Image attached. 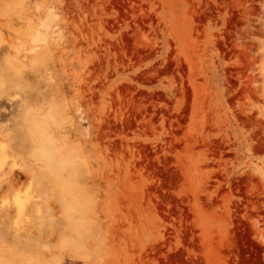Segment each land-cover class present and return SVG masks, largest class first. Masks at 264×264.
I'll return each instance as SVG.
<instances>
[{
	"label": "rangeland",
	"instance_id": "obj_1",
	"mask_svg": "<svg viewBox=\"0 0 264 264\" xmlns=\"http://www.w3.org/2000/svg\"><path fill=\"white\" fill-rule=\"evenodd\" d=\"M4 158L0 264H264V0H0Z\"/></svg>",
	"mask_w": 264,
	"mask_h": 264
},
{
	"label": "bare ground",
	"instance_id": "obj_2",
	"mask_svg": "<svg viewBox=\"0 0 264 264\" xmlns=\"http://www.w3.org/2000/svg\"><path fill=\"white\" fill-rule=\"evenodd\" d=\"M40 34V33H39ZM42 34V33H41ZM37 36H38V33H37ZM36 37V36H35ZM40 39V38H38ZM42 60V59H41ZM32 132L34 131V126L31 127ZM47 153L49 155H51V157L48 155V157H50V161H45L46 162V165L48 166L49 168V174L47 176V178L54 182V184H57V185H62L63 186V177L60 176V172L61 171H64L65 167H66V160H67V156L66 157H62V158H58V159H54L53 158V155L50 154L48 151ZM3 156V155H2ZM7 157V156H6ZM8 158V157H7ZM7 158H4L5 160ZM15 159V158H14ZM61 159V160H60ZM2 162H3V159H2ZM0 162V171L3 173V174H10L13 172V168L15 167H20L21 169L23 168L19 163L18 161H12L11 163H7V160L2 163ZM50 162H54V164L50 163ZM42 167H44L42 165ZM1 176V175H0ZM15 176V175H14ZM31 199V196L29 195V192H25V193H22V192H14V197H13V205L15 207V209L18 211V212H22L29 200ZM5 202V201H2V203ZM7 202V200H6Z\"/></svg>",
	"mask_w": 264,
	"mask_h": 264
},
{
	"label": "snow or ice",
	"instance_id": "obj_3",
	"mask_svg": "<svg viewBox=\"0 0 264 264\" xmlns=\"http://www.w3.org/2000/svg\"><path fill=\"white\" fill-rule=\"evenodd\" d=\"M38 85L34 88H32V91H36V88ZM17 102H19V98H17ZM32 112V109L30 107H27L25 109V115H30ZM11 123L13 124L17 137L21 141L22 144H28L30 143V136H29V129L25 128L22 123H17L16 120H12ZM37 130L39 132V135L43 137L46 135L47 128L46 126L42 124L37 125ZM33 158L37 159L38 161L40 160H46L48 158V153L41 150V149H36L32 153ZM42 179H45L42 177ZM0 243L4 244L5 246L7 245H13L15 247H19L21 242L19 240L18 234H14L11 229L6 228L3 234H0Z\"/></svg>",
	"mask_w": 264,
	"mask_h": 264
}]
</instances>
